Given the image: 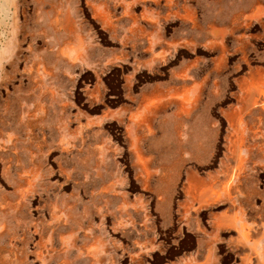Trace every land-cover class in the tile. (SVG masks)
<instances>
[{
  "label": "rangeland",
  "instance_id": "1",
  "mask_svg": "<svg viewBox=\"0 0 264 264\" xmlns=\"http://www.w3.org/2000/svg\"><path fill=\"white\" fill-rule=\"evenodd\" d=\"M12 1L0 264H263L264 236L251 257L213 239L233 206L197 199L256 145L243 209L263 231L264 0Z\"/></svg>",
  "mask_w": 264,
  "mask_h": 264
},
{
  "label": "crops",
  "instance_id": "2",
  "mask_svg": "<svg viewBox=\"0 0 264 264\" xmlns=\"http://www.w3.org/2000/svg\"><path fill=\"white\" fill-rule=\"evenodd\" d=\"M250 131H251V134L253 136L257 135V131L255 129L251 128ZM241 139L243 141L244 137L241 136ZM255 147H256V145H252V146L248 147L245 144H243V142H242V145L238 146V148L242 150L241 159H244L248 163L247 167H245L244 174L241 175L240 178L235 181V184L238 185L237 186L238 188L240 187V190H238V189H232V190H228V191H226V190H222V191L215 190V192H209L208 193V195H207V197H206L204 202H200L201 199H202V196L204 194V192H202L199 195L198 199H197L198 206H201L202 204L205 205V204H209V203H222V202H224V203L229 202L230 205L233 206V213L231 215H226V216L222 217L223 219L221 220V223L219 222L218 224L215 225V229H214L215 233H213L211 237L213 239H218V236L220 234V230L223 227H225L228 231H236L237 232V237H235L234 239H233V237H230V241L234 242V243L237 242V243L241 244L243 246V248L245 247V248L248 249V252H249V249L251 247H253V245H250L252 242L246 243V245H243V243H241V240H240V237H241V234H242L241 223L238 222L237 217L240 214L241 208L243 209L244 204L248 202L249 197L254 193L253 190H246V187L243 185V183L250 176L248 172L252 168V163H253L251 158H250V156L255 152L254 151ZM244 148L248 149L247 152L244 151ZM236 150H237V147L235 148L234 151H236ZM244 153H246V155ZM233 154H234V157H233L232 164H235L236 163V161H235V158H236L235 157V152ZM217 174L209 175L210 176V181H211V176H215ZM219 178L221 180H224V176H221ZM209 185H210V183L208 185H206V187H208ZM238 211H239V213H238ZM243 214H245V215L247 214L244 209L241 212V215H243ZM229 216H234V217L237 216L236 217L237 221L232 226L229 225L228 222H226L224 220V218L229 217ZM247 220L249 221V218H247ZM261 232L264 233L263 231H261ZM210 244L211 243H207V246H209V248H208V250H209L208 254L209 255L207 257V261H210L211 258H212V255H213V250H211V249H214V246L212 244L211 245ZM262 263L264 264V261ZM181 264H189V263L181 262Z\"/></svg>",
  "mask_w": 264,
  "mask_h": 264
},
{
  "label": "bare ground",
  "instance_id": "3",
  "mask_svg": "<svg viewBox=\"0 0 264 264\" xmlns=\"http://www.w3.org/2000/svg\"><path fill=\"white\" fill-rule=\"evenodd\" d=\"M5 3L6 4L4 7V11H3L5 16L3 18V22H4V26L6 27L8 25L10 26L11 21L12 22L17 21V18H16V13L13 11V7H12L13 1L12 0H6ZM257 92H258V90L254 89V93L252 95V99L256 100L255 105L257 102H259L258 98L260 97V96L255 97L257 95ZM259 99H261V97ZM241 154H242V150L238 148L235 151L236 163L235 164L231 163L229 165H226L224 170L222 169V171L219 172L218 175L211 176L210 185L203 190L204 194H203L200 202H204L208 193L209 192H215V190H219V191H222V190L228 191V190H232V189L240 190V187L239 188L237 187L238 185L235 184V181L237 179H239L241 175L244 174L245 167H247V165H248L247 161H245L244 159H241ZM221 176H224V180H221L219 178ZM242 211H243V209L241 208L240 214L238 215V217L236 216L238 219V222L241 223V231H242V234L240 237L241 243H243V245H246V243L256 241V243L258 244V240H260L264 236V233L260 232V234L255 236L254 232H253V228L251 226V224H254V222L250 224L246 218V215L245 214L241 215ZM236 217L229 216V217L224 218V220L226 222H228L229 225L232 226L237 221ZM263 232H264V230H263ZM255 238H257V240ZM252 255H255V256L259 255L257 252L256 246H253L249 249L248 257L249 256L251 257Z\"/></svg>",
  "mask_w": 264,
  "mask_h": 264
}]
</instances>
